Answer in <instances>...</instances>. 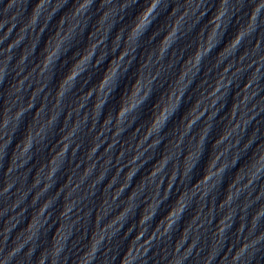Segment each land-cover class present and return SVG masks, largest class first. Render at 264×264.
Segmentation results:
<instances>
[{"label":"clouds","instance_id":"clouds-1","mask_svg":"<svg viewBox=\"0 0 264 264\" xmlns=\"http://www.w3.org/2000/svg\"><path fill=\"white\" fill-rule=\"evenodd\" d=\"M246 6L251 10L247 13V18H254L256 21V31H264V22L261 20V14L264 13V0H251V3H248ZM132 7L133 9H137L134 16H142V18L147 21V25L145 26V35L150 32V29H152L151 25H153L163 13H167V11L171 9V5H169L164 12L159 11V9L163 7V0H136V3L133 4ZM230 27L231 26H229V28ZM229 28L227 29V33ZM118 89L119 87L116 89V91ZM149 100H152L151 105L155 103V94H152L150 98L146 99L144 102L145 105ZM6 126L7 125H4V127ZM258 156L261 161H264V152H261ZM246 253H249L248 247L244 249L241 255H237L235 257L233 264H237V262L238 264H260L261 261H264V244H261L259 247H254L252 254H248L246 256ZM123 255L124 252L119 257V264ZM16 257V253H13L11 256H9L7 252L4 255V259L0 260V264H10V261L16 260Z\"/></svg>","mask_w":264,"mask_h":264}]
</instances>
